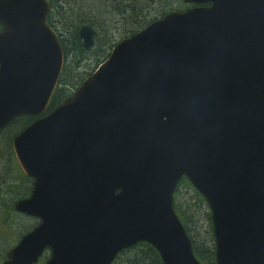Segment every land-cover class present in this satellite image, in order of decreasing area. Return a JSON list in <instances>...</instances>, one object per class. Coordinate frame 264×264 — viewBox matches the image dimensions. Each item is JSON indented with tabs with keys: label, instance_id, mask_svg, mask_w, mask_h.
Segmentation results:
<instances>
[{
	"label": "water",
	"instance_id": "water-1",
	"mask_svg": "<svg viewBox=\"0 0 264 264\" xmlns=\"http://www.w3.org/2000/svg\"><path fill=\"white\" fill-rule=\"evenodd\" d=\"M183 1L44 115L64 67L50 3L0 0V134L44 115L12 139L35 179L13 209L41 223L3 264L46 248L47 264H112L139 242L203 264L174 209L183 178L210 209L217 264H264V0ZM95 35L80 29L85 49Z\"/></svg>",
	"mask_w": 264,
	"mask_h": 264
},
{
	"label": "trees",
	"instance_id": "trees-1",
	"mask_svg": "<svg viewBox=\"0 0 264 264\" xmlns=\"http://www.w3.org/2000/svg\"><path fill=\"white\" fill-rule=\"evenodd\" d=\"M48 1L52 7L53 20L50 22L63 35L61 43L64 51L63 71L48 110L62 102L98 68L109 56L113 43L119 37L142 27L151 18L156 19L162 11L173 4V0H162L158 4H152L148 0ZM83 25H90L100 31L96 44L89 50L83 47L78 34ZM34 118L27 115L19 116L0 134V191L8 190L9 195L13 196L9 201L19 200L27 196L30 191L29 185L26 183L24 185L21 176L19 178L21 171L19 173V166L12 149V139ZM10 162H13V170ZM183 189L187 191L184 192ZM9 201L4 202L3 207L8 210L12 221H15L23 215L14 212L15 201L10 204ZM174 208L192 241L196 257L204 264H215L211 214L203 196L193 189L185 178L177 187ZM10 211L13 215L9 213ZM4 219L8 220L9 217ZM22 234V229H18L16 235L19 239ZM3 237L4 235L0 233V242L5 241ZM1 257L5 258L3 254ZM115 264H163V261L154 247L146 242H140L122 251L116 258Z\"/></svg>",
	"mask_w": 264,
	"mask_h": 264
},
{
	"label": "flooded vegetation",
	"instance_id": "flooded-vegetation-1",
	"mask_svg": "<svg viewBox=\"0 0 264 264\" xmlns=\"http://www.w3.org/2000/svg\"><path fill=\"white\" fill-rule=\"evenodd\" d=\"M110 1V0H109ZM150 3H155V4H158L160 1H162V0H148ZM49 2V1H48ZM50 3V2H49ZM173 4L171 5V6H169L167 9H165L164 11H162L159 15H158V17H156V19H155V17L154 18H151V19H149V20H147L143 25H142V27H139L138 29H136L135 31H132V32H130L129 34H127V35H124V36H122V37H119L116 41H115V43H113V46H112V48L111 49H113L120 41H122L123 39H125V38H128V37H130L131 35H133V34H135V33H137V32H139V31H141L142 29H144V28H146L148 25H150L152 22H154L155 20H157V19H160V18H163L164 16H166L168 13H170V12H172L173 10H180V11H182V10H184L186 7H187V5L184 3V1L183 0H173V2H172ZM50 6H51V4H50ZM51 9H52V7H51ZM51 9H50V12H49V15H48V18H47V23H48V25H49V27L58 35V37H59V39H60V42H61V39L63 38V35H61V33H59L58 32V29L57 28H55L54 26H53V24L50 22L51 20H53V18H52V15H51ZM54 25H55V22H54ZM92 27V26H91ZM93 28V27H92ZM81 29V28H80ZM94 30H95V32H96V35H95V38H94V45L96 44V42H97V39H98V36L100 35V31H98V30H96L95 28H93ZM2 31V27L0 26V32ZM80 31V30H79ZM79 34V33H78ZM79 38H80V36H79ZM81 40V39H80ZM82 41V40H81ZM62 44V43H61ZM82 45H83V42H82ZM94 47V46H93ZM92 47V48H93ZM89 50V49H88ZM112 51V50H111ZM64 52V51H63ZM110 55V54H109ZM109 57V56H108ZM107 57V58H108ZM47 114V113H46ZM45 114V115H46ZM42 116H44V115H42ZM41 116V117H42ZM31 117V116H30ZM38 118H40L39 116H37V117H35L34 119H33V121L32 122H34L35 120H37ZM31 122V123H32ZM31 123H29L28 125H30ZM9 125V124H8ZM21 170V177L23 178V180L26 182V184H28L29 185V189H30V191H29V193L27 194V196H25V197H23V199H27L30 195H31V192H32V190H33V187H34V182H35V179L34 178H32V177H29L28 175H26V173L22 170V169H20ZM22 199V198H21ZM21 215H23L24 217H26V218H31V219H33V221H34V223H33V226L29 229V230H25V232L22 234V236L20 237V239L23 237V236H25L26 234H28L30 231H32L35 227H37L40 223H41V220L38 218V217H32V216H27V215H25V214H22L21 213ZM214 242H215V238H214ZM133 247V246H132ZM11 249V248H10ZM9 249V250H10ZM8 250V251H9ZM126 250V249H125ZM8 251L4 254V259H3V262L6 260V254L8 253ZM124 251V250H123ZM121 253V252H120ZM120 253L114 258V260H113V262H112V264H115V262H116V258H118V256L120 255ZM52 257V251H51V249L50 248H46L44 251H43V253L41 254V256L39 257V259H38V262H37V264H47V262H48V260L50 259ZM215 264H217V259H216V245H215Z\"/></svg>",
	"mask_w": 264,
	"mask_h": 264
},
{
	"label": "rangeland",
	"instance_id": "rangeland-1",
	"mask_svg": "<svg viewBox=\"0 0 264 264\" xmlns=\"http://www.w3.org/2000/svg\"><path fill=\"white\" fill-rule=\"evenodd\" d=\"M4 143L6 145V142H4ZM10 166L13 170V162H10ZM20 169L21 168L19 167V169H18L19 173L21 171ZM20 176L21 175H19V178H20ZM10 180H12V178H10ZM22 180H23V178H22ZM25 183L26 182L24 181V185H25ZM182 191L185 192L187 190L183 189ZM0 195H1V197H0V233L2 235H4V237H5V238L3 237V239L5 241L0 242V264H2L3 263V259L1 257L2 254L4 255L11 247H13L17 243V241L19 239V237L16 235L17 230L22 229V231L24 233L25 230H29L30 227L33 226L34 221H33V219L26 218L24 216L16 218L15 221H12L11 216H9V214H8V210L3 207V203L4 202L7 203L10 199H12L13 196H11V194L9 195L8 190H4V189L0 191ZM180 195L181 194L179 193L178 196L180 197ZM14 201H15V199L13 201H9V204H10V202L13 203ZM9 213L12 214V211H10ZM7 216L9 217V219L8 220L4 219V218H7ZM4 243L6 246H4Z\"/></svg>",
	"mask_w": 264,
	"mask_h": 264
},
{
	"label": "bare ground",
	"instance_id": "bare-ground-1",
	"mask_svg": "<svg viewBox=\"0 0 264 264\" xmlns=\"http://www.w3.org/2000/svg\"><path fill=\"white\" fill-rule=\"evenodd\" d=\"M11 121H12V120H11ZM11 121H10V122H11ZM10 122H8V124H9ZM8 124H6V125H8ZM4 127H5V126H4ZM2 129H3V128H2Z\"/></svg>",
	"mask_w": 264,
	"mask_h": 264
}]
</instances>
